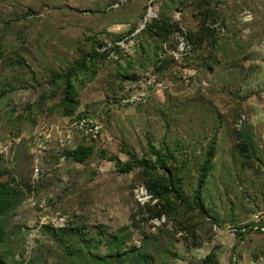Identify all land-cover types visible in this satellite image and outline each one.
<instances>
[{
    "label": "rangeland",
    "instance_id": "rangeland-1",
    "mask_svg": "<svg viewBox=\"0 0 264 264\" xmlns=\"http://www.w3.org/2000/svg\"><path fill=\"white\" fill-rule=\"evenodd\" d=\"M177 1L175 19L185 30H197L199 16L191 0ZM167 5L166 0H0V53L4 55H0V165L8 169L4 179L22 190L21 201L9 214L2 246L10 263L27 264L32 256L44 254L49 264H75L38 228L41 212L29 205L31 197H44L49 211L60 210L69 221L86 223L90 235L101 229L115 233L128 225L132 239L127 244L140 245L143 233L156 232L153 222L162 225L165 217L149 220V212L138 203L135 186L143 179L141 169L121 172L110 157L128 162L127 149L142 156L148 149L147 136L159 146L166 140L179 141L194 157L201 146L194 139L211 137L218 128L214 132L218 135L216 170L207 182L210 194L205 197L210 215L220 222L210 230L212 217L195 213L196 238L168 222L174 251L171 264H203L211 251L220 264H234L231 255L236 264H264V236L250 232L242 239L232 230L233 224L252 221L264 209V156L253 157L252 164L246 165L232 156L238 131H249L264 149V0H225L227 26L222 37L229 54L217 51L220 63L213 70H204L201 59L194 56L181 65L172 63L160 71L166 82L163 89L147 103L123 105L120 96L131 82L119 73L130 68V75L141 77L155 65L158 43L144 27L162 16ZM102 31L109 43L111 36L128 35L129 55L98 60L97 66L88 63L90 73H81L76 81L80 105L75 114L96 115L108 129V137L85 162L61 160L55 130L47 132L48 148L38 149L43 125L63 126L67 119L57 105L62 86L49 89L46 71L91 52L95 45L91 37ZM146 38L152 48L141 47ZM13 43L25 45L34 76L10 65L8 56L16 52ZM178 49L174 50L180 54ZM210 49L206 45V55ZM184 65L198 68L193 80L179 77ZM44 91L53 97L41 99ZM209 111L213 114L207 115ZM214 114L221 119V128L213 126L218 123ZM103 150L107 158L102 157ZM189 164L185 187L191 191L196 168L192 160ZM101 250L108 251L106 242Z\"/></svg>",
    "mask_w": 264,
    "mask_h": 264
},
{
    "label": "trees",
    "instance_id": "trees-1",
    "mask_svg": "<svg viewBox=\"0 0 264 264\" xmlns=\"http://www.w3.org/2000/svg\"><path fill=\"white\" fill-rule=\"evenodd\" d=\"M185 1L182 0V3ZM166 2L168 5L162 12V16L153 18L149 22L147 21L148 23L144 27L145 32L151 37H156L155 39L158 43V49L154 51L156 63L154 66L145 69L141 77L135 73L130 75L131 72L128 71L130 68L127 69L126 73L120 72V76L131 82L129 83L131 85H125L123 94L128 95L130 91L141 89L142 82L148 71L155 73L161 81L165 82L160 71L166 68L167 65L172 63L181 65L194 56L201 59L202 63L200 65L204 70H213L214 66L220 63L217 51L225 53V55L229 54L227 52V48L229 47L228 42L223 40L222 37L223 27L227 26V17L222 9L225 0H191L199 16L197 30H185V27L181 26L179 21L175 19L173 9L175 10L178 6L177 0H166ZM106 36L107 33L103 31L93 35L91 39H93L95 45H93L91 52L82 53L76 62L66 65L61 64V68L51 66L46 71V82L49 89L62 86L57 105L62 109L63 116H73L80 105L76 81H80L79 76L81 73L86 74V76L90 73L89 62L96 64L98 60L108 58L119 60L122 56L129 55V39L126 38L128 35L111 36V43L107 41ZM138 37L133 35V39ZM180 37H184L187 47L186 52L181 57H177L172 51L176 48L178 49ZM122 40L124 43H119ZM140 45L146 49L152 48V44L147 38L145 40L142 39ZM206 45L211 48L207 52V55L205 54ZM11 47L15 48L16 52L13 56H8L10 65L19 66L20 70L23 67V69H27L26 73H32L34 76V69L25 58V45L13 43ZM19 47L23 48V50L19 49ZM201 50L202 55H200ZM0 55L4 56L1 53ZM206 56L208 58L207 61ZM184 66L183 69H193L195 72L185 78L183 76L184 70L181 71L182 68H179V77L184 81L193 80L197 71H199L198 68L188 65ZM92 72L94 74L97 70H92ZM147 90L146 101L133 105L147 103L155 95L156 91L154 88L149 87ZM44 92L45 94L41 95V99H46L49 95L51 98L53 97V94L47 93L48 91ZM85 114L94 115L89 112L75 115L80 116ZM206 114H213V111L206 112ZM94 116L96 117V115ZM214 121L218 123H214L213 126L222 127L221 119L219 121V118L215 114ZM218 130L217 128L214 132L218 133ZM108 132L105 126L98 138L87 137L79 132H75L76 146L72 149L67 147L63 149L58 148L59 154H65L66 158L73 161L85 162L94 153L97 144L103 142L108 137ZM214 132L211 137H207L204 134L203 137L201 135L194 139L197 143H201L200 149L196 151L197 156L195 155V158L190 156L191 153L188 147H184L179 141L171 144L166 140L163 141V145L159 146L150 136H147L148 149L142 156H138L134 151L127 149L126 153L130 156L128 162L124 163L116 157H110L111 160L116 161L121 172L127 173L134 168L141 169L143 179L136 184L135 188L138 185L144 184L151 194V198L143 204H141L139 199V202H137L145 211L149 212V220H162L165 217L161 222L162 225L153 222V226L157 229L156 232H152V234L148 232L143 233L140 245L132 244L129 246L127 244V241L132 239L130 226L128 225L115 233L109 234L101 229V231L90 235L86 223L81 224L79 221H74L73 219L69 221L68 219V225L62 228H56L49 224L42 226L43 232L48 233L51 239L59 245L75 264H171L170 256L174 251L172 249L170 232L166 229L168 222H173L176 229L192 234L194 238L197 237L198 233L195 223V213L205 218L206 215L212 217L210 218L213 219V222H210V230H212L213 224L214 230H216L220 222L216 217L210 215L212 212L207 206L205 197L210 194L206 186L212 175L215 174L218 156V135ZM191 136L194 137L193 134ZM101 155L103 158H107L108 156L104 150L101 151ZM261 155L264 156V149L261 148L260 144L253 141V137L249 131H238L236 133V142L232 151L234 159L246 165L252 161L253 157L259 159ZM190 160H192L196 168V185L191 191L185 187L188 180L186 172L190 169ZM7 174L8 169L0 165V264H12L8 261L2 246L5 244L8 234L7 220L9 214L16 208L22 198V190L18 185L4 179V176ZM27 186L31 187V185ZM261 210V212H264V209ZM233 225L235 227L232 230L242 239L250 232L264 236V231L253 227L255 225L253 221ZM88 234L89 236L87 237ZM103 242H106L108 247V251L106 252H102L101 250ZM236 260V257L231 255V261L234 264L237 263ZM48 261V257L42 254L32 256L27 261V264H49ZM202 263L220 264L215 251L208 253ZM19 264H24V262Z\"/></svg>",
    "mask_w": 264,
    "mask_h": 264
},
{
    "label": "built area",
    "instance_id": "built-area-1",
    "mask_svg": "<svg viewBox=\"0 0 264 264\" xmlns=\"http://www.w3.org/2000/svg\"><path fill=\"white\" fill-rule=\"evenodd\" d=\"M119 43H124V41H119ZM187 42L182 40L178 51L180 54H177L174 51H172L177 57H181L186 52ZM193 69H184L183 76L186 78L188 75L193 74L194 72H191ZM164 82L161 81L157 75L151 71H148L144 77V80L142 82V88L139 90H133L130 91L128 95L123 94L121 96V102L123 105H133L136 103H140L143 101H146L147 98V88L152 87L154 90L160 91L164 87ZM67 119L65 120V125L63 126H55L49 128V125H43V130L41 131L40 135L37 137L41 143L38 146L41 149H47V132L56 131V145L60 148H74L76 146V138H75V132H79L80 134H83L87 137L92 138H98L99 134L101 133L102 129L104 128L102 123L91 114H85V115H73V116H67ZM2 143L0 142V152H3L2 149ZM66 156L65 154H61V160H65ZM36 172L39 173V169H36ZM135 191L138 195V199L142 201L143 203L150 200L151 194L149 193L148 189L144 184L138 185L135 188ZM29 205L33 208L38 209L41 212L40 221L38 228H42V226L49 224L56 228H62L68 225V219L66 213L57 210V211H49V204L44 197H31L29 199ZM256 218L252 221L255 223L253 227L255 229H261L264 231V212H259L256 216Z\"/></svg>",
    "mask_w": 264,
    "mask_h": 264
}]
</instances>
